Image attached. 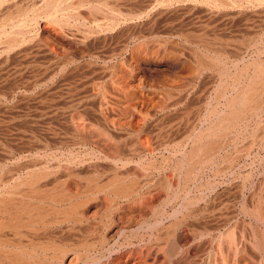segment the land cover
I'll use <instances>...</instances> for the list:
<instances>
[{"label":"bare ground","instance_id":"obj_1","mask_svg":"<svg viewBox=\"0 0 264 264\" xmlns=\"http://www.w3.org/2000/svg\"><path fill=\"white\" fill-rule=\"evenodd\" d=\"M134 1L0 0V41L11 36L20 38L29 26L39 20L61 22L64 26L74 20L83 28L110 32L129 25L134 20L145 19L148 14L133 10ZM161 1L163 0H152L159 5ZM222 1L227 3V6L231 2ZM237 1L232 0L235 5ZM246 1L248 4L254 0ZM204 3L215 8L220 6L221 0H205ZM241 7L243 6L239 8ZM150 9L153 12L154 7ZM45 27L41 28L40 35L49 36V39L52 38L56 42L53 56L70 55L72 60L88 56L82 45L83 40L76 39L73 34L70 37L65 32H54ZM126 34L123 36V45L108 57L113 59L116 55L125 54L124 59L117 61L121 57L119 56L117 62L110 64L104 75L124 100L123 116L128 120L126 123L135 125L134 131L139 130L141 122L153 119L157 112L164 111L165 105L169 110L173 106L167 104L174 98L172 92L179 95L185 82L191 85L204 73H213L210 75H213L211 77H214L212 79L215 81V86L211 87L214 106L205 107L204 114L201 117L196 116L198 119L193 122L189 123L188 120L186 123L190 124L189 129L184 134L181 132L182 136L177 138L178 140L169 139L170 135L164 138L157 133L156 140L161 142L162 146L171 145L172 153L169 151V154L175 158L151 161H147L146 157L124 158L117 151L118 144L117 147L113 145L116 148L111 145L112 150L115 149L113 157L99 161V167L92 159L91 169L77 172L78 168L74 170L70 165H61L62 162L60 164L58 160L52 164L45 154V147L38 144L37 140L30 143L32 146L26 147V151L23 150L25 147L21 148L23 151L17 152L16 155L14 149L10 148L11 145L7 144V147L0 141V264H264V175L261 173L258 182V176L239 174L237 171L235 173L231 171L233 163H230L234 158L220 156L227 132L234 133V137L228 139L234 143L235 136L238 137L241 130L245 131L252 122L256 123L264 97V62L254 59L231 73L225 61L226 50L221 51L228 48L229 41L227 40L229 44L223 43L215 36L212 39L210 36L206 37L204 33L176 36L184 45L189 46L188 59L178 58L177 55L173 60L167 56L170 60L165 61L159 53L164 51L162 48L169 41L174 44L173 39L166 38L162 43L159 41L162 38L154 32V36L141 32ZM157 37L161 39L158 40ZM261 42L264 44V40ZM71 59L68 58V61ZM166 70L172 71L174 79L170 82L168 79L161 81V85L156 86L151 78ZM156 88L160 92L165 90L166 104L164 100V103L162 102ZM67 104L65 112L69 115L70 126L75 132L80 127L73 120L76 101L72 99ZM218 104H221L219 110ZM181 115L178 116L180 119ZM207 122L204 129L197 130L195 127L198 123L202 126ZM114 130L120 132L119 128ZM121 131L126 141L134 137V133H126L123 129ZM55 135L57 136L56 133ZM152 135L154 136L153 133L150 136ZM17 137L19 138V135ZM25 137L27 136H20L24 139ZM98 137L100 141L104 139L100 134ZM147 137L146 142L151 140ZM141 139H144V136L139 138L138 135L133 145L131 141L132 147L128 145L129 155L149 156L155 152V148L153 147L152 151L148 142L147 146L143 145L146 142L142 143ZM16 140H13L14 143ZM10 141V144L13 143ZM187 144L189 149L186 148L184 152L183 148ZM41 151L44 153H39ZM77 162L80 164L79 168L83 163H87L85 160ZM206 170L211 171L209 176L204 175ZM229 182L230 189L220 192V186Z\"/></svg>","mask_w":264,"mask_h":264},{"label":"rangeland","instance_id":"obj_2","mask_svg":"<svg viewBox=\"0 0 264 264\" xmlns=\"http://www.w3.org/2000/svg\"><path fill=\"white\" fill-rule=\"evenodd\" d=\"M166 1L163 0L160 2V4L163 6L162 7L156 2L155 3L152 2V0L151 1L135 0L132 3V8H134L133 10L135 12L142 11L144 15L148 14L145 17V19H140L141 21L134 20L133 21L134 23L132 22L129 25L118 27L117 29L112 30L110 32L103 31V30H101L100 32L99 29L97 30L92 29L93 30L92 32L91 29H88L85 27L84 29L83 26H79L80 23L78 22L79 23L78 24L74 20H70L67 23V25H65L66 27L64 26V23H61V22L58 23L53 20H52L53 22H50L49 20H39L37 23H33L32 26H29L27 28L26 33L22 35L20 38L16 39V37L11 36V37H7L8 38L7 40L6 39L4 40V38L1 39L0 41V120H1L0 123L2 124H0V141L5 143L7 147L8 145H11L10 148L14 149L12 150L13 152H15V155H16L17 152L19 153L23 150L26 151L27 148L32 146V144L30 143H33L37 140L39 141L38 144L43 145L45 147L44 149V151H46L45 154H47V157L50 158V161L52 164L56 163L55 161L58 160L60 164L62 162L61 165H66V166L70 165L69 167L74 168V170L78 168V170H76L77 172H84V171H87V169L88 170L91 169L90 161L92 159L99 167L102 159L113 157L112 153L115 150L114 148H116L118 144H119V147H117V151L118 153L120 152L119 155L123 156L124 158H139V157L144 158L146 157L147 161L159 160L161 158H175L171 154H169V151L170 153H172L173 147H171V145H164L166 146L164 147L162 146L163 144L161 142L156 140L157 133L159 136L161 135L163 137L164 136L167 137L170 135L169 139H177V138L180 139L179 137L182 136V133L184 134L189 129L188 125L190 124L186 123L188 122V120H189V123L193 122V120H196L197 117H201L204 114L205 107L209 108L208 105H210V107H212L211 105L214 106L215 103L212 101L214 99L213 98L214 94H213V88L211 87L215 86L213 85L215 81L212 79L214 77H211L213 75H210L213 73L211 72L210 74L208 73L202 74V76L198 78L197 80H194V82H192L191 85L185 82V84H183L184 89L182 90L181 93H179V95L176 94V92L174 91L172 92L174 93L172 94L174 98L171 101L167 102V104L173 105V106L170 105L171 108H169V110H167V105H165L166 109L164 108V111L157 112L158 114L154 115L153 119L149 118V119H146L147 121H145L144 123L141 122L140 123L141 126L139 130L134 131L133 127L135 125L134 126L130 125L129 122H128L129 124L126 123L128 120L124 119V116H123L124 115L123 106L125 105L124 100L122 99L119 92H116L114 86H111L110 82L106 79V76L104 75L105 74L104 72L106 71V69L110 67V64L115 63L116 59L119 56L121 57H119L117 61L124 59L123 57L125 54L118 55V56L116 55L113 59H109L108 58L110 57L109 55H111L114 51H116L118 47H120V45H123L124 37L127 35L126 33L132 32V34H135V33L138 34L141 32L144 35L145 34L153 35V32H154L156 36L158 35V37L162 38L161 39L157 37L158 40L161 39L159 41H161L162 43L163 41L166 40V38L171 39V40L173 39L176 42V43L174 42L176 47L170 41L168 42V44L166 43L167 45L163 46L164 48H162V50H164L165 52L163 51L162 52L163 54L159 53L162 60L164 59L165 61L170 60V59L173 60V59H176L177 57L182 58V59L186 57L188 59V47L189 46L184 45L179 40V38H177L176 36H179L181 34H188L192 36V35L204 33L206 37L208 38L211 37L212 39V37L214 38L215 36L218 41H221L223 43L224 42L227 43L229 41L231 45L227 43L229 44L228 48L222 49L221 51L226 50L225 52L223 51L226 56L225 61L231 73H233L235 69H239L238 67L242 68L247 62H251L254 59L262 60L264 62V44H262L263 41L261 42V40H264V35H263L264 34V30H263L264 29V11H263L264 10V0H259L261 4L257 0H254V1L251 0L252 2L248 4L246 0H239V1L236 0L238 2L237 5L239 4L238 5L239 7L243 6L241 8L235 5L232 2V0H228V3L229 1H231L232 5L234 4V7L231 5V2H230V5L232 7L230 5L227 6L226 5L227 3L224 4L225 2L221 0L222 5L220 4L219 7H215V8L213 6L208 5V3H204L205 0H200V1L199 0H196V1L195 0H186V1L183 0L185 3L182 0H177V1L168 0L167 2ZM148 2H152V3L149 4ZM152 6L154 7V9H152L153 12L151 11V9L149 10V8H152ZM209 6L211 7L210 9H209ZM141 7H145V8L143 9ZM145 9L149 10L148 11L149 13ZM211 9H213V11ZM81 24H82V21H81ZM72 26L76 30H73ZM77 26L79 29L77 28ZM44 27L54 32L56 31L57 32L61 31L62 33L65 32V34L70 35V37H71V34H73L76 39L83 40L82 45H83V48L87 50L88 56L82 59H78V60H72L71 57H69L70 55H65L66 57L65 56L59 57L56 55L53 56L55 54L54 50L56 48V45H55L56 42L53 41L52 38L49 39L50 38L49 36L40 35L42 34L40 33V30L41 28H44ZM61 27L63 30L61 29ZM44 38L46 39V41ZM47 39L49 40L47 41ZM3 40L4 42L5 41L6 42L4 43ZM172 44L174 45V47L172 46ZM177 46H179V48ZM245 47H247L246 48L247 50L245 49ZM181 48L182 50H180ZM167 50H169L171 53ZM226 52L228 56L226 55ZM174 54H175V57H174ZM167 56H170L169 57L170 59L167 58ZM53 58H56V59H53ZM68 58L71 60L68 61ZM108 60H110V62H108ZM160 72H158L155 77L153 76L154 78H151L152 81L155 82L156 86L157 84L161 85V81L169 80L170 82L175 77V75L170 70H166L161 73ZM105 83L108 85H106ZM208 83L211 84V86ZM186 87L188 90L185 89ZM156 90L159 91L157 88ZM164 92L165 90H163L162 92L159 91L162 102L163 100L164 102L167 101L166 100L167 94L165 95ZM94 93L97 95H95ZM114 94H116L117 96H115ZM67 98L70 100L73 99L76 101V106L74 107L75 109L74 117L75 118H73V120L76 121V123H78L80 126L76 130L77 132L76 131L74 132V130H72V127L70 126V121H69L70 117L65 112L66 107L68 105L67 102L70 101ZM164 104H166V102ZM218 105L219 106L217 109L219 110L221 108V104H218ZM200 106L201 108H199ZM261 108L262 109L256 120V123L252 122L245 131L241 130L239 132L240 134L238 135V137L235 136L234 143L230 142V140L234 137V133L231 131H230L231 133L230 132L226 133L228 138L224 137V140L222 139L223 143L225 142V144L223 145V151L220 154L221 158L222 157L223 158H234L237 160L236 161L233 159V162L232 161L230 162V163H233L232 165L233 168L231 171L235 173L237 171L239 174H251L256 177L258 176L256 181L259 180V176L262 175L261 173H263L264 175V172H263L264 171V163H263L264 162V97H263ZM119 112L122 114L119 115L120 114ZM224 112L225 111H223V113ZM160 113L162 114V116ZM198 114H201V115L199 116ZM180 115H181V119L179 118ZM117 116H120V117L117 118ZM193 117L194 119H191ZM111 118H113V120ZM119 120H120V123H119ZM160 121L162 123L159 124ZM168 121H169V124H168ZM208 122L205 124H202V126H199L200 123H198L197 125L199 127L197 125L195 127H197V130L204 129L207 126L206 124H208ZM170 123L171 125L172 124L173 125L171 126ZM7 124H9V126H7ZM112 124H113V127H111ZM129 125L131 128L129 127ZM166 125L167 126L170 125V126L167 127ZM126 126L128 128H125ZM46 127L49 128L51 131L47 129ZM151 127H154V128H151ZM170 127L172 128L170 129ZM7 128L8 129L10 128V129L8 130ZM113 128L114 129L116 128V130L117 128H119L118 131L120 132L115 131ZM155 128L157 129V131ZM43 129H45V131L47 132H45ZM122 129L125 130L126 133H131V134L134 133V137L131 138L133 140L128 139V141H126L127 139L126 140L124 139L125 135L121 134ZM153 131H156V132L154 133ZM55 133L57 134V136L55 135ZM98 133L103 136L104 139H102V141H100L101 139L98 137L99 135ZM150 133L151 134L153 133L155 138L153 135L150 136L151 135ZM166 133L168 134L166 135ZM12 134H13V137H12ZM17 134L19 135V138L17 137L18 136ZM175 134L176 135L181 134V135H178L177 137ZM138 135H139V138L141 137L143 138L144 136V139H141L142 143L146 142L145 139L147 136H148L147 139L151 138V140L150 139L149 141L147 140V142L149 143L148 146L150 148L152 147V151L155 148L154 150L155 152H152L149 156L148 155L138 156L137 154L129 155V149L132 147ZM20 136L21 137L27 136L28 138L25 137L24 139V138H20ZM16 139L18 140L20 139L21 141H17ZM256 139H257V142H256ZM9 140H11L10 142H12L13 140L14 141L16 140L17 142L14 143L13 141V143L10 144ZM131 141H132V145H130ZM24 142H25V145H24ZM147 142L144 143L143 145L146 144L147 146ZM111 145L112 146L117 145V146L116 147L113 146L114 148L112 150ZM128 145L130 148L128 147ZM188 147H189L188 144L185 145V147L183 148L184 152L186 151V148L189 149ZM21 148H23V150ZM166 148L168 150H166ZM163 149L165 150L163 151ZM121 152L124 154H121ZM39 153L43 154L44 152L41 151ZM126 154L128 155L125 156ZM152 155H154V157H152ZM179 155L177 156V158H179ZM97 157H99L100 159H98ZM58 158H61V159H58ZM146 158L144 159L145 161H146ZM78 160H85V163L87 162L86 160H88V162L86 164L83 163L82 165L84 167L80 166L81 168H79L80 164L79 162H77ZM93 160L91 161L92 163H93ZM224 161L226 162V159ZM225 162H223V164ZM72 164L73 166H71ZM210 174H211V171L209 170H206L204 172V175L209 176ZM258 182L256 183L258 184ZM226 184L227 183H223L220 186L221 187L220 192L221 191L225 192L226 190L230 189L231 183L230 182L228 183L230 186ZM257 184H255V186H257Z\"/></svg>","mask_w":264,"mask_h":264}]
</instances>
